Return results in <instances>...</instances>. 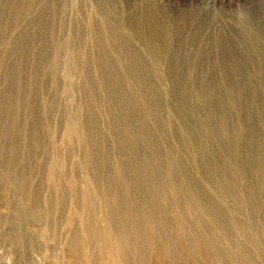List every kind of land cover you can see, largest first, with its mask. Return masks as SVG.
<instances>
[{
	"label": "rangeland",
	"instance_id": "374dc122",
	"mask_svg": "<svg viewBox=\"0 0 264 264\" xmlns=\"http://www.w3.org/2000/svg\"><path fill=\"white\" fill-rule=\"evenodd\" d=\"M103 2H113L116 13L111 16L112 23L134 52L158 73L147 77V85L158 100L152 106L158 116L156 120L149 117L151 143L145 145L146 153L152 155L153 147L159 155L173 153L178 179L187 177L192 184L189 197L193 200L198 195L203 200L200 208L189 201L188 208L184 192H166L169 205L181 203L184 217L179 226L191 236L197 220L204 221L206 233H218L220 229L207 214L223 219L234 204L229 194L232 191L234 200L242 205L234 215L240 222L257 225L256 231L250 230L255 244L245 236H234L230 225L225 235L243 243L257 264H264V0H0V94L5 91L21 99L15 108V122H23L21 155H12L10 144L16 141V134H0V264H124L118 253L100 256L96 245L89 246L92 261L85 259L81 249L88 246L82 243L78 223L83 210L77 198L84 177L91 181L94 137L102 140L101 151L106 157L105 168L100 165L102 173L120 174L118 141L102 71L115 69L121 81L118 86L135 89L134 79L126 77L123 62L113 58L95 61L85 56L96 46L110 56L114 54L103 38L106 30L99 10ZM43 16L49 21V32L44 31ZM186 16L189 19L174 42L173 37L155 41V45L168 47V56L154 61L150 54L154 43L150 45L148 39L147 45L145 35L163 27L173 29ZM29 24L33 31L30 38ZM44 38L49 50L54 49V58L40 56ZM67 40L69 50L61 45ZM177 46L183 54V67L173 74L169 69L175 65ZM76 51L83 55L79 60L73 57ZM215 98L221 108L212 107ZM222 111L225 120L221 129L209 113L215 120ZM34 114L39 115L40 122ZM74 121L78 130L67 140L64 134ZM83 133L87 136L84 144L80 141ZM245 133L250 135L247 140L243 138ZM26 138L27 142L32 140L30 144L25 143ZM27 158V183L18 195L15 184L6 181L3 173L14 176ZM52 159L58 168L60 196L48 176ZM156 169L160 177L162 169ZM90 184L96 194L95 217L99 219L103 214L99 199L102 185L95 181ZM34 191L39 193L37 198ZM18 206L26 207V219H18ZM167 213L169 217L174 214L172 210ZM168 219L174 222L172 217ZM12 234L20 238L17 246L10 242ZM73 238L79 245L77 254L68 250ZM196 260L205 263L200 256ZM146 264L163 262L150 259Z\"/></svg>",
	"mask_w": 264,
	"mask_h": 264
},
{
	"label": "bare ground",
	"instance_id": "6f19581e",
	"mask_svg": "<svg viewBox=\"0 0 264 264\" xmlns=\"http://www.w3.org/2000/svg\"><path fill=\"white\" fill-rule=\"evenodd\" d=\"M114 9L113 2H103L99 7L100 13L102 14L101 23L106 30V34H104L103 38L109 41L110 45L113 47L114 54L110 56L106 50L96 46L91 53H87L85 56L95 61L108 62V59L112 60L113 58L114 61L123 62V67L127 75L126 77L134 79L135 89L128 90L127 88L118 86L121 85V81L118 82L115 69L108 70L106 68L102 71L103 76L101 77L105 78L103 86L108 91L106 102L110 106V110H112L111 122L118 141L117 152L121 164L119 165V175L114 176L106 169V173H102L101 166L105 168L106 157L101 151L102 140L98 136L94 137L92 141L93 159H91L89 163V171L91 173V181H95L98 185H102L99 199L101 198V204L103 205V214L99 219L95 217L97 211V207L95 206L96 194L92 190L91 181L84 177L82 180L83 185H80L81 187L79 190L80 198L78 197L77 199H81L80 209L83 210L82 215L78 218V223L80 225L79 234H81L82 243L88 246L81 249L83 250L85 259L89 260L92 253L89 246L96 245L101 253L100 256H105L106 252H108V254L118 253L124 264H146V261L150 259L158 260L163 262V264H200L196 260L197 256L205 260L204 264H233L232 261L234 259L239 260L240 264H257L243 243L230 240L229 237L225 235L226 228L230 225L234 236H245L246 238H250V244H255V241L250 237V230L256 231L257 225L252 221L250 224L240 222L238 217L234 215L233 212L242 209V205H240L241 203L237 202V200H234L235 193L232 191H230L229 194L232 195L233 199L231 200H233L234 204L229 207L228 213L223 219L212 213L207 214L210 222L213 223L216 228L218 227V229H220L218 233L215 231L206 233V223H204V221L197 220L194 226L196 232L191 236L187 230H183V228H181L182 226H179V222L184 217V214H182L183 209L180 210L179 207L181 203L178 204L176 202V204L169 205L165 197L166 192L170 191L173 195L184 192L186 196L184 202L188 208L189 201L191 204L193 203L192 205L196 208H200L203 204V200H201L198 195L193 200L189 197V187H191L192 184L187 177L182 179L179 178L180 180L178 179L176 171V165L178 163L176 164L173 153L169 152L166 156L159 155L157 147H153V154L148 155L144 149L145 145L151 143V134L147 132L151 125L149 124V117L156 120L158 116L155 110L156 108H152V106L158 103V100L157 97H155V91L147 85V77L158 73L155 69L150 68L139 55L134 52L131 45L129 46L124 36H122L120 29L112 23L111 16H114L116 13V9ZM46 18V16L42 17L44 31L49 32L50 24ZM188 19L189 16H186L178 20L173 29L169 30L163 27L159 29L157 33L145 35V42L147 45L150 40V45L154 43L152 49H150V54L154 61L163 60V56L168 54L166 53L168 47L164 49L162 46L155 45V41H163V39L168 40L173 37L174 42L176 33L180 32L185 27ZM91 21L93 22L90 18L89 22ZM29 27L28 36L30 38L33 35V31L32 25ZM28 41L30 42V39ZM61 45H65L67 50L70 49L68 40ZM55 55L54 49L53 51L49 50L47 38H44V41L41 43L40 56H51V58H54ZM173 55L176 61L174 67L172 66L169 71L173 72V74H177V72L182 71L183 67V65L180 64L183 54L178 46L175 48ZM82 56L81 51H76L73 54V57L78 60ZM11 79L14 78L11 76ZM182 85L184 88H189L186 83ZM23 89L24 88L21 87V90ZM232 92L233 90H230L229 94L232 95ZM212 101V107L221 108L218 99L215 98L212 99ZM20 104L21 99L16 100L5 91L0 94V134L4 132H8V136L11 132L16 134V141L14 140L15 142H11L10 144L12 145L11 149L14 157L19 156V154L21 155L19 143L22 139L23 122H15L17 110L15 108ZM224 114L223 111L220 112L217 114L218 116H215L214 120V114L212 112L209 113L211 121H217L221 129L224 127ZM34 115L40 122L39 115ZM199 120L201 123L202 120ZM75 121L66 129L64 137L67 140L72 138V133L76 129L78 130L79 125L75 123ZM42 125L43 124L40 126ZM245 134L247 135L243 137L244 140L250 138V135H248L249 133ZM36 136L37 132L35 133V138ZM37 137L39 138L40 135L38 134ZM85 137H87L85 133L80 136V141L83 144L85 142ZM38 138L36 139L40 142V138ZM31 141L32 140H29L27 142L26 138L25 143L30 144ZM94 154L96 155V160L94 159ZM55 161L56 160L53 162L52 159L48 167V176L53 189L59 193L60 196L61 189L56 175L58 174V168ZM27 163L28 158L24 166L16 170L14 176H7L3 173V178L6 179V181L15 184V192L18 193V195L22 192V187L27 183ZM159 166L162 169L160 171V177L155 173L157 170L156 167ZM3 169L6 171L9 170L6 165H3ZM256 170L259 172L260 167L256 166ZM227 193H225V195H227ZM34 195V197L37 198L39 193L34 191ZM249 205L251 206L252 204L249 203ZM36 207L38 208V206ZM16 210L18 219H26V207L18 206ZM167 210H172L174 212L173 216H171L174 222L169 221L170 219L168 218L171 217L167 216ZM34 215L37 218L39 214L37 213ZM234 236H232V238ZM9 237L11 244L15 246L19 244L20 238L17 234H12ZM189 243L192 246H189ZM69 246L68 250L70 253H78L79 245L77 246L76 238L75 240L74 238L72 239V243H70ZM204 246H207L209 250H206Z\"/></svg>",
	"mask_w": 264,
	"mask_h": 264
}]
</instances>
